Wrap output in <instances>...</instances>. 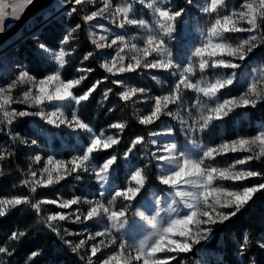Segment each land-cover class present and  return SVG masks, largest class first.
<instances>
[{"label": "snow or ice", "instance_id": "1", "mask_svg": "<svg viewBox=\"0 0 264 264\" xmlns=\"http://www.w3.org/2000/svg\"><path fill=\"white\" fill-rule=\"evenodd\" d=\"M187 5H193L194 0H185ZM34 0H18L10 5L12 19L19 20L20 15L17 13L28 6L32 5ZM133 4H139L147 9H150L156 16L155 30L149 29L147 35L133 36L131 39L125 35H115L109 43L97 44L96 40L92 42L96 44L97 48H115V55L105 60L101 67L108 73H113V70L120 73L136 72L138 69H157L164 70L170 73L173 77H178L172 86V90L167 95L158 97H147L153 100L151 110L148 114L142 115L139 118L141 125H151L155 121L160 120L161 115L174 116L173 111L168 109L169 104L182 103L181 86L186 89H195L198 93L202 92L204 96L209 99H215L214 106L209 107L207 116L201 115L200 120L203 124L193 122L189 124L187 121L181 119V128L186 135L203 132L208 122L213 120H221L237 108H256L258 103L262 100V94L258 90L260 81L252 77L251 83L247 85L246 91L243 95L238 97L224 98L222 102L216 98L217 93L228 86L233 85L237 73L233 71L231 75L222 80H216L215 83H205L204 86L194 84L190 80L195 67L192 57H199V69L203 72L209 67L208 60L204 59L205 55L214 57L217 55H227L232 60L225 61L223 59L213 62L211 67L222 65L224 68L239 69L240 63L236 61H245L253 51L264 44V36H257L256 34L249 35L246 39L237 43L235 46L222 38V33H256L262 26H264V0H259L257 4L255 0H241L238 7H230L228 0H205L204 5L199 8L203 14H215L214 22L207 29V40L201 43V46L195 47L194 51L189 56L181 60H177L172 51L169 49V41L174 38L177 32V24L187 14L186 8H178L173 10L170 6V0H132L126 6L113 5L110 0H102V6H97V0H64V5L67 7V15L72 16L77 12V6L91 5L95 7L94 11H89L83 16L85 23L96 20L98 17L103 18V14L107 10L113 8L110 14L111 23L120 29H124L126 25L147 27L143 19H135L130 16V11ZM163 5H169L167 7ZM6 5L0 0V33L6 30L5 12ZM247 26H244V25ZM80 25H76L74 29L68 32L62 44L68 42L72 33L78 29ZM95 29H103L105 32L109 31L103 24H96L92 26ZM95 36V32H91ZM204 34L202 33V36ZM215 38V39H214ZM100 40L107 41V35H101ZM141 41L142 43L134 42ZM43 53H48L50 49L44 43L38 45ZM127 49V52H126ZM132 55H128V53ZM142 54V59L140 55ZM65 51L61 48L58 55L54 59L62 69L65 65ZM93 55L89 52L84 55L83 60H88ZM152 57V59H149ZM127 63H124L125 60ZM134 61V62H133ZM78 72H91V68L78 67ZM86 76H80L79 79H61V72L55 71L54 74L47 75L45 79L35 80L27 70L21 69L15 74V77L7 83L6 86H0V112H3V121H0V131H6L13 140L19 139L21 143H29L11 132V125L20 119L30 116H39L46 120L48 124H55L57 127L65 125L71 129L86 130L90 133V139L84 146L83 151L77 152L71 159L65 161L62 159H54L52 156L47 157V163L40 170V179H37V171H32L31 176L34 178L32 184H41L43 186L53 184L54 180L59 183L65 180L67 176H73L74 179L80 180L81 173L94 174L95 180L98 182V198L85 199L84 203L90 207L81 212L80 208H74L69 213H55L47 217L46 223L49 228L55 231L53 221H65L69 217H74L75 222L85 224L89 221L101 223V227L95 231L87 232L84 236L83 231L80 233L68 232V235L84 236L78 242L73 243L69 240H64L66 245L71 247L73 252H77L82 246H85L88 241L93 243L87 244V264H171L172 261L177 260L179 254L189 253L193 250L195 245H199L201 241L209 239L213 231V226L218 223H224L235 217L242 209L252 200L255 193L264 190V183L244 186L242 189H230L222 185H216L214 179L216 174L222 180H230L233 182H241L245 179L264 176V173L253 171L250 168H237V165H245L253 159H260L264 157V129L257 132L256 135L250 138L238 137L231 141V144L225 142L219 145V148L212 146H204L197 144L195 139L191 140L193 149H198L197 153L191 150L181 149L179 145L174 142H166L156 147L155 151L151 153L149 162L155 160L159 162L157 167L159 183L168 186L170 191L167 196L170 198L167 205V219L161 216L162 205L164 197L154 195L151 199V204L155 208L154 215H148L144 211H137L136 216L141 221H145L147 225L153 230L147 234L143 239L130 241L128 238L129 220L127 217V209L132 206L131 203L125 205L120 209H111L105 206L103 198L111 194L112 199L109 204L116 198H123L125 201L132 202L140 195L142 189L145 187V177L142 175V170L137 168L131 174V180L135 182V187H127L118 189L110 183L113 172H115L114 165L117 162V155L113 154L103 160L99 166L93 163V154L100 150H107L120 142L119 136L107 135L103 131L99 135L95 133L89 124L83 122L78 115V106L82 102L89 100L93 92L99 86L97 82L87 91L76 95L72 91L77 85L85 80ZM156 79V77H153ZM31 84L30 88H25L19 97L14 96L13 92L17 89L18 84ZM113 84L118 87H124L123 81L113 80ZM54 85V86H53ZM32 88L36 89L37 94H33ZM111 88L104 91V99L108 98ZM145 93L144 88H130L121 92L120 99L123 101L132 100L137 93ZM45 101L60 102L61 106H54L52 111H46L41 108L39 111L16 110L11 107L12 104H26L28 108L39 107ZM200 104V99L197 97L196 107ZM72 108L71 118L66 115V110ZM215 114L213 117L212 114ZM6 122V123H5ZM111 129H118L121 132L125 129L124 122H114L109 125ZM149 137L157 136H173L175 130L167 128L165 131L157 132L150 131ZM144 141L143 136H137L128 150L123 154L125 160L128 159L129 154L137 145H141ZM35 144V140L31 141ZM153 145H158L157 140H151ZM239 146V147H237ZM253 149H258L253 155L237 159L232 165L226 168H217L205 166V159H214V154H219L225 151H245L253 152ZM11 155V153H5ZM4 155H0L3 159ZM40 155H34L33 160L36 164L42 161ZM49 165L52 167L50 168ZM69 165L71 166L69 168ZM147 167V164L145 165ZM57 175L53 177L52 173ZM47 173L46 181H43V174ZM29 183L28 181L25 182ZM33 192L36 188L33 186ZM80 197H74L69 201L64 200H47L45 204H57L62 209L72 208L74 205L80 203ZM25 198H15L7 201L0 200V204L8 206H17L26 202ZM33 208L39 211L40 205L33 204ZM227 209H234L232 211H225ZM79 213V214H77ZM5 215V208L0 207V217ZM106 218L107 223H103ZM195 224L193 231L189 225ZM65 231H68L65 229ZM26 235L24 231H13L11 233L12 240H19ZM153 236L156 239H153ZM174 237H181L182 239H175ZM99 238V239H98ZM107 241V244H106ZM247 244V237L244 238L240 245L241 254L243 253L244 245ZM101 245H114V254H109L103 259L97 258V253L101 250ZM258 246L264 248V242H258ZM11 252L4 246L0 245V254ZM160 253H175L176 255L160 256ZM41 254V250L30 253L29 260ZM84 258L83 256L81 257Z\"/></svg>", "mask_w": 264, "mask_h": 264}, {"label": "rangeland", "instance_id": "2", "mask_svg": "<svg viewBox=\"0 0 264 264\" xmlns=\"http://www.w3.org/2000/svg\"><path fill=\"white\" fill-rule=\"evenodd\" d=\"M2 2L6 5L4 8L5 12V24L6 29L12 26L16 20L12 19V13H11V7L10 5L14 2H18V0H2ZM110 2L113 5H121L126 6L128 3H131L132 0H110ZM205 0H194L193 5H187L185 0H170V6L173 8V10H176L178 8H186L187 14L183 18V20L179 21L177 24V32L174 34V38L169 41V49L172 51L174 57L177 60L183 61L184 58L190 55L192 51H194L195 47L201 46L202 40H207V29L211 26V24L214 22L215 14L207 15L203 14L199 11V8L204 5ZM230 7H238L241 3V0H228ZM255 2L258 4L259 0H255ZM97 6H102V0H97ZM165 7L169 5H163ZM82 10V15L84 16L89 11H94L95 7L88 5L84 6L83 8L81 6H77V10ZM114 9L110 8L107 10L106 14H103V18H97L94 21L86 23L88 26L89 34L91 32H95V36L90 34L91 40H96L97 44H106L109 43L110 40L115 35H125L129 39L133 36H144L147 35L149 29L155 30L158 26L156 25V16L154 13L139 4H133V7L130 11V16L135 19H143L147 25V27H139V26H129L126 25L124 29H120L118 27H115L111 23V13ZM24 11L21 10L17 13V15H21V13ZM67 7L64 5V0H54L52 5L48 7L45 11L40 13L36 18L28 25L26 31L16 40L6 43L3 46H0V86H6L7 83L10 82L11 79L15 77V74L18 73L21 69L27 70L30 75L35 80L45 79L47 75L54 74L55 71L61 72V79L68 80L64 77V69L67 65V59L68 56L71 54L68 43L71 39L69 37L68 42L66 44H62L60 42V46L58 48H50V51L48 53H43L42 50L39 49L38 45L42 43L40 41V32L42 28L49 24L52 20H58L61 16H68L67 14ZM96 24H103L105 28H107L109 31L105 32L103 29H95L92 26ZM244 26H247L246 24ZM71 30H68L70 32ZM202 33L204 34L202 36ZM256 34L259 36V31L256 33H222V38L227 40L229 43L233 44L234 46L241 42L243 39H246L249 35ZM101 35H107L108 40H100L99 37ZM27 38H31L33 41H35V46L37 50L36 53L44 59L45 62L52 63L54 70L51 72H48L43 77H38L32 72H30L27 68V64L24 60V58L20 57V49L24 45ZM215 39V38H214ZM138 43H142L141 41H134ZM96 45V44H95ZM47 46V45H46ZM117 46H112L111 48L105 47V48H97L98 50V56L100 59V63H102L107 60L108 58L115 55V48ZM61 48L65 51V65L61 69L56 60L54 59L55 55L59 54V51ZM258 48V47H257ZM256 48V49H257ZM32 49V48H31ZM255 49V50H256ZM253 53L243 62L236 61L237 63L241 64V67L239 69H230V68H224L222 65H217L216 67H211L213 62L219 61L221 59L225 60L226 62L229 60H232L231 57H228L225 55H217L214 57H208L205 55L204 59L208 60L209 67L206 68L203 72L199 69V57H192L193 63L195 65L193 69V73L190 76V80L194 84H200L201 86H204L205 83H215L216 80H222L225 77L231 75L233 71L237 73V77L233 83V85L228 86L224 89H221L217 95L216 98H218L221 102L224 98H231V97H238L240 95H243V93L246 91L247 85L251 83L252 77L257 78L260 81V87L259 91L262 94V98L264 97V56L261 58H254ZM127 52V49H126ZM128 55H132V53H128ZM140 58L142 59V54H139ZM149 59H152V57H149ZM128 60L126 59L124 63H127ZM134 62V61H133ZM80 67H82V64H80ZM106 71V70H105ZM137 71L140 72V74L147 73L151 77H156V79H153L156 84L157 91L150 90L148 88L146 89L145 93H137L136 96L133 98L136 99V102L140 103L141 109H140V117L142 115H146L151 110L152 104L154 103L153 100L147 99V97H158L162 95H167L171 90L173 84L176 82L178 77H173L170 75L169 72L164 70H157V69H138ZM113 73H110L114 77H118L115 80L123 81L124 87H122V92L125 90H128L130 88H136L134 87L130 82L127 81V75L129 73H120L116 71V69L113 70ZM164 73L163 76L155 75L156 73ZM132 73V72H131ZM73 79H79V77L73 78ZM54 86V85H53ZM31 84L25 83L23 85L18 84L17 89L14 90L13 95L19 97V94L25 89L30 88ZM139 89V88H138ZM33 94L36 93V89L32 88ZM74 94H77L75 91V88L72 90ZM181 96H182V103L177 102V104H169L168 109L173 111L174 116H165L161 115L160 120L155 121L161 122V128L157 132L165 131L167 128H173L175 130V135L173 136H157V137H150L149 141L145 144L144 142L141 145H137L133 151L129 154V157L127 160L123 158V154L121 155L120 163H118V157L117 162L114 165L115 172H113L112 177L110 179V183L113 184L115 188L118 189H124L127 187H135L136 184L134 181L131 180V174L132 172L139 168L142 170V175L145 177V186H146V176L144 174V170L142 167V163L145 161L148 164L154 162L156 167L159 162L155 160H151L149 162V158L151 156V153L155 151L156 147L159 145H162L163 143L174 141L176 142L181 149L191 150L193 153H197L198 149H193L191 145V140L195 139L197 144L204 145V146H212L219 148V145L222 143H229L231 144V141L238 138V137H244V138H250L257 134V132L261 129H264V123H258V126L255 131L252 133H243L238 130L233 129L227 130L226 126L224 125V120L228 117H233L237 111H239L242 108L234 109L231 113H229L228 116L222 117L221 120H213L208 122L207 128L200 133H197L196 135L188 134L186 135L185 132L181 128V119L187 121L189 124L193 122H198L199 124H203V120H200L201 115L207 116L209 114L208 109L211 106H214L215 99H209V97L204 96L202 92L198 93L195 89H186L183 86H181ZM197 97L200 99V104H198L196 107H192V105L196 104ZM85 102H82L80 106H78V115L80 119L89 124L90 127L93 128L95 133L97 135L100 134L101 131H103L104 135H118V133L115 132H109L105 128L97 129L94 124L89 123L84 120V117H82L81 109L83 107V104ZM54 106H61L63 107L60 102H49L45 101L43 105H40L39 107H32L28 108L26 104H12L11 107L16 110H29V111H39L41 108L45 109L46 111H52ZM72 108H68L66 110V115L68 118H71ZM213 117H215V114H212ZM30 120V125L32 129L36 132V134L41 137L42 139H38L36 137H24V140H27L29 143H26L28 150L26 153V158L31 162V172L37 171V179H40V170L42 167L47 163V157L52 156L54 159H62V160H69L73 155H75L79 151H83L84 146L88 143L90 139V133H88L86 130H79V129H71L68 128L65 125H60L57 127L55 124H48L46 120H43L39 116H30L25 117ZM247 114L243 115V119H247ZM0 119L1 121L4 120L3 118V112H0ZM168 120H173L174 122H167ZM6 123V122H5ZM238 125L239 122H236ZM120 141L121 138L119 137ZM157 140L159 142L158 145H153L151 143V140ZM35 140V144H32L31 141ZM239 147V146H237ZM9 146L3 145L0 148V155L7 156L5 153H9ZM258 149H253V152H245V151H225L221 152L219 154H214L215 158H206L205 159V166H211V167H217V168H226L232 165L237 159L244 158L249 155H253ZM34 155H40L43 159L40 162V164H36L33 160ZM94 156V154H93ZM106 159V158H105ZM2 159H0L1 162ZM252 161V160H251ZM247 162L245 165H237V168H250V162ZM103 161L98 162L96 159H93V163H95L97 166L101 164ZM51 168L52 166L49 165ZM71 166L69 165V168ZM252 170V169H251ZM159 171L157 167V172ZM31 175V174H30ZM53 177H55L57 174L55 172L52 173ZM89 177L90 181H94L97 184V189H89L87 188V192L90 193V195L86 197H80V203L78 205L72 206V208L69 209H62L57 204H50L53 207H55L57 210H51L49 215L55 214V213H69L72 212L74 208L79 207L81 212H85L90 206L86 203H84L85 199H96L98 198V182L94 178V174L92 173H81V179L76 180L73 176H67L65 180L60 181L59 183H56L55 180L53 184L47 185L46 187H51L53 185H57L60 183H63L67 180L72 181L73 186L80 185V183L86 178ZM31 179L33 181V177L31 176ZM43 181H46L47 179V173L43 174ZM248 179H245L241 182H233L230 180H222L219 178L218 174H216V178L214 179V183L216 185H222L224 187L230 188V189H242L244 186H253L250 185ZM39 188V187H45L43 186V183L41 184H32V187ZM145 189V187L142 189V191ZM171 189L168 188V186L163 185L162 188L152 186L147 191V193L141 197L138 204H134V201L128 202L125 201L123 198H116L115 200H112V203L109 204V200L112 199L111 194L106 195L103 198V202L105 206L111 208V209H120L125 207V205L131 203L132 206L127 209V217L129 220V231L127 233L128 238L130 241H136L143 239L147 234L151 233L153 230L147 225L145 221H141L138 216L135 215L137 211H144L148 215H154L155 214V208L151 204V199L154 195H159L164 197V203L162 205V211L161 216L167 219V205L169 203L170 198L167 196V192ZM142 191L140 195L142 194ZM139 195V196H140ZM138 196V197H139ZM78 197V196H74ZM74 197L70 198H63L62 196H58L57 198L50 199V200H64L69 201ZM137 197V198H138ZM136 198V199H137ZM15 198H3L1 200L7 201ZM0 207L5 208V212L8 210L10 206L0 204ZM234 209H227L225 211H232ZM79 214V213H77ZM66 220L69 222L75 223L78 225L77 230H72L70 232L72 233H80L83 231L84 236L87 235V232L95 231L99 229L102 225L101 223H95L93 221H89L85 224H81L79 222L74 221V217H69ZM103 223H107L106 218L103 220ZM190 228L195 229V224L189 225ZM74 237V243L78 242L79 239L84 238V236H78V235H70ZM175 239H182L181 237H174ZM212 238V233L209 236V239L206 241H201L199 245H195L193 247V251H196L199 255V257L196 259V264H225V261L223 257L213 252L212 250H207L206 245L209 244L210 240ZM99 239V238H98ZM153 239H156L155 236H153ZM264 242V241H263ZM93 243L92 241H88L87 244ZM87 244L85 246H82L81 248L86 252L87 257ZM107 244V241H106ZM100 251L97 253V257H94L93 260L96 261L97 258L103 259L109 254H114V245H101ZM240 249V247H239ZM160 256H166V255H176L175 253H160L158 254ZM179 257V256H178Z\"/></svg>", "mask_w": 264, "mask_h": 264}, {"label": "trees", "instance_id": "3", "mask_svg": "<svg viewBox=\"0 0 264 264\" xmlns=\"http://www.w3.org/2000/svg\"><path fill=\"white\" fill-rule=\"evenodd\" d=\"M80 25L71 36L68 48L71 54L68 56L67 65L64 69V77L73 79L80 76L87 78L75 87L77 94H82L97 82L99 86L92 93L89 100L83 104L81 109L84 120L95 125L97 129L105 128L109 132L118 133L121 141L107 150H100L94 153V158L98 162L103 161L110 155H117L120 163L121 155L128 150L132 141L137 136L144 137L146 144L150 137V131H158L161 122L151 125H141L140 103L135 98L129 101L120 99L122 87L113 84L112 81L118 77L112 76L101 67L98 50L92 42L88 26L83 20L82 10H77L72 16H61L58 20H52L46 24L40 32V41L48 47L54 49L60 46L68 30H72ZM259 36H264V26L259 30ZM32 48V49H31ZM35 41L27 38L19 53L24 58L27 68L38 77L45 76L54 70L53 64L45 62L36 52ZM92 52L93 55L88 60H83L85 54ZM264 56V44H261L254 53V58ZM91 68V72H78L80 67ZM155 75L163 76L164 73ZM127 81L136 88H148L157 91L153 77L147 73L140 74L139 71L129 73ZM111 88L108 98L104 99V91ZM247 114L248 118L243 119ZM1 121V119H0ZM124 122L125 129L121 132L118 129H111L110 124L114 122ZM167 122H174L168 120ZM236 122H239L237 125ZM258 123H264V97L256 108H242L233 117L224 120L227 130H236L243 133H252L256 130ZM11 132L18 137H39L30 125L28 118H20L11 125ZM3 145L9 146L11 155L5 156L0 162V200L3 198H25L28 200L17 206H10L3 217H0V245H4L11 255L0 254V264H87L86 252L80 248L73 252L69 245L63 241L69 240L74 243V237L68 232L77 230L78 225L68 220L53 221L55 231L48 227L46 219L51 210L57 209L50 204H45V199L50 200L62 196L70 198L74 196L86 197L90 195L87 188L97 189V184L86 177L80 185L73 186L72 181L67 180L63 183L51 187H39L33 192L31 179V162L26 158L28 147L21 143L19 139L13 138L6 131H0V148ZM147 164V167L145 165ZM251 169L264 173V157L253 159L250 162ZM146 176V186L142 194L134 201L138 204L152 186L162 188L157 178L158 172L154 162L142 163ZM28 181L29 183H25ZM250 185L264 183V176L252 177L248 180ZM39 204L37 211L32 207ZM67 229L68 231H65ZM13 231H24L26 235L19 240H12ZM247 237V244L244 245L243 253L239 249L244 238ZM264 241V190L254 194L252 200L243 206L241 211L229 221L218 223L213 226L212 238L207 250H212L220 254L225 264H264V248L258 246V242ZM41 250V254L29 260L30 253ZM84 257L83 259L81 257ZM199 257L196 251L181 253L177 260L171 264H196Z\"/></svg>", "mask_w": 264, "mask_h": 264}, {"label": "water", "instance_id": "4", "mask_svg": "<svg viewBox=\"0 0 264 264\" xmlns=\"http://www.w3.org/2000/svg\"><path fill=\"white\" fill-rule=\"evenodd\" d=\"M54 0H34V3L28 6L20 15V19L0 33V46L8 42L16 41L27 29L28 25L52 5Z\"/></svg>", "mask_w": 264, "mask_h": 264}]
</instances>
